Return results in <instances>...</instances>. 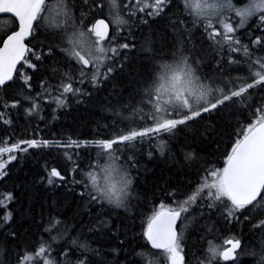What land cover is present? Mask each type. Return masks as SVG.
I'll return each instance as SVG.
<instances>
[{"label": "snow or ice", "instance_id": "6c2138e0", "mask_svg": "<svg viewBox=\"0 0 264 264\" xmlns=\"http://www.w3.org/2000/svg\"><path fill=\"white\" fill-rule=\"evenodd\" d=\"M0 14V264H264V0ZM81 108L88 138L41 135Z\"/></svg>", "mask_w": 264, "mask_h": 264}, {"label": "trees", "instance_id": "16d2710c", "mask_svg": "<svg viewBox=\"0 0 264 264\" xmlns=\"http://www.w3.org/2000/svg\"><path fill=\"white\" fill-rule=\"evenodd\" d=\"M11 20L8 17H0V28L10 27ZM53 107L55 105H52ZM94 114L90 109L81 108L79 111L72 110L69 111L66 115L61 112L60 119L58 121H51L50 117L47 121L41 122L39 124V130L41 135L45 138H53L60 136L61 134L67 136L71 135L74 138L79 136L81 138H88L95 130V125L92 123ZM47 124V127H46ZM25 125L21 122L20 128L17 130L20 133ZM29 132L25 133L26 138H31V130L37 127L36 122L33 121L31 124L27 125ZM3 130L0 129V135H3ZM19 135L14 137L18 139ZM7 187L10 188V182H7ZM6 191L5 187L0 186V194H4ZM43 195L41 194V199ZM3 214V210H0V215ZM46 238V237H45ZM230 233L224 229L221 233L218 234L217 240L218 243L223 247L224 241L230 239Z\"/></svg>", "mask_w": 264, "mask_h": 264}, {"label": "water", "instance_id": "95a60500", "mask_svg": "<svg viewBox=\"0 0 264 264\" xmlns=\"http://www.w3.org/2000/svg\"><path fill=\"white\" fill-rule=\"evenodd\" d=\"M0 17H7L6 15H3V14H0ZM226 247H227V245H226Z\"/></svg>", "mask_w": 264, "mask_h": 264}, {"label": "flooded vegetation", "instance_id": "af4514ba", "mask_svg": "<svg viewBox=\"0 0 264 264\" xmlns=\"http://www.w3.org/2000/svg\"><path fill=\"white\" fill-rule=\"evenodd\" d=\"M224 247H225V244H224Z\"/></svg>", "mask_w": 264, "mask_h": 264}, {"label": "rangeland", "instance_id": "374dc122", "mask_svg": "<svg viewBox=\"0 0 264 264\" xmlns=\"http://www.w3.org/2000/svg\"><path fill=\"white\" fill-rule=\"evenodd\" d=\"M224 247V246H223Z\"/></svg>", "mask_w": 264, "mask_h": 264}]
</instances>
